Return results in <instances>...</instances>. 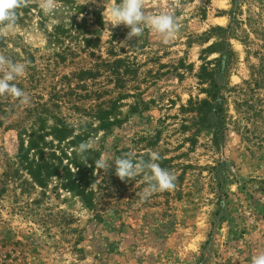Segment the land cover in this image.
<instances>
[{
    "label": "rangeland",
    "instance_id": "obj_1",
    "mask_svg": "<svg viewBox=\"0 0 264 264\" xmlns=\"http://www.w3.org/2000/svg\"><path fill=\"white\" fill-rule=\"evenodd\" d=\"M119 2L57 0L45 15L30 0L0 39V54L26 64L13 83L30 97L0 96V264H250L264 252V0H144L147 13L180 23L167 44L149 28L131 40L123 24L106 29L104 11ZM224 53L215 144V118L203 123L190 107L214 104L198 74ZM42 110L48 125L94 141L84 153L93 209L62 176L41 189L16 162L19 132ZM102 112L121 125L102 131ZM152 151L175 175L173 190L142 199L143 174L121 181L114 162L95 168L101 155Z\"/></svg>",
    "mask_w": 264,
    "mask_h": 264
},
{
    "label": "clouds",
    "instance_id": "obj_2",
    "mask_svg": "<svg viewBox=\"0 0 264 264\" xmlns=\"http://www.w3.org/2000/svg\"><path fill=\"white\" fill-rule=\"evenodd\" d=\"M29 2L30 0H0V39L8 37L14 31L19 20L17 10L27 7ZM39 6L45 15L59 11L57 0H39ZM104 13L107 17L104 18L106 29L109 24L113 28L123 24L130 29L126 40L140 37L145 28H149L167 44L176 39L181 29L177 18L170 12L147 13L144 9V0H120L118 4L108 7ZM25 71V63L14 62L0 54V73H3L0 76V96L7 94L21 104L30 103V97L13 83L18 77L23 76ZM93 147L94 141L89 139L81 142L74 151L87 162L84 153ZM148 155V160L136 159L130 152L114 159L101 155L95 160V168L107 173L111 167L110 162H114L115 175L121 181L134 180L143 174L147 186L140 194L142 199L156 192L173 190L176 187L175 175L160 166L158 161L161 160V156L158 152L152 151ZM250 264H264V252L252 256Z\"/></svg>",
    "mask_w": 264,
    "mask_h": 264
},
{
    "label": "trees",
    "instance_id": "obj_3",
    "mask_svg": "<svg viewBox=\"0 0 264 264\" xmlns=\"http://www.w3.org/2000/svg\"><path fill=\"white\" fill-rule=\"evenodd\" d=\"M230 54L224 53L219 60L215 71L208 67L209 63H204L200 68L198 80L201 85L207 86L203 93L214 104L203 101L199 104L190 105V109L198 114L199 121L203 123L212 115L216 120V134L214 143L222 140L223 133V108L218 99L219 86L215 82L216 76L224 75L228 66ZM34 115V120L29 129L19 132V145L16 162L32 181L41 189L47 187L51 179L64 178L62 188L68 192L75 193L89 209L94 207L95 193L92 190L93 177L92 168L94 164L87 159L80 160L74 149L82 142L81 137L75 135V129L63 121L56 120L53 125H48L47 113ZM44 115H46L44 117ZM108 114L102 112L98 114L97 121L102 131H109L111 128L120 126L121 123L110 122ZM89 162V163H88Z\"/></svg>",
    "mask_w": 264,
    "mask_h": 264
}]
</instances>
